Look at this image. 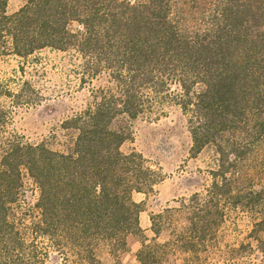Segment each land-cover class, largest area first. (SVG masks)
Segmentation results:
<instances>
[{
  "label": "trees",
  "instance_id": "1",
  "mask_svg": "<svg viewBox=\"0 0 264 264\" xmlns=\"http://www.w3.org/2000/svg\"><path fill=\"white\" fill-rule=\"evenodd\" d=\"M7 5L0 0V53L72 50L91 79H107L61 121L55 147L6 132L0 111V264H47L52 253L56 264H122L129 234L141 240L138 264H167L171 248L206 251L236 210L250 215L256 246L232 254H264V0ZM169 106L187 117L192 153L210 148L215 158L202 190L149 212L148 236L146 200L134 194L148 196L163 173L122 145L134 119Z\"/></svg>",
  "mask_w": 264,
  "mask_h": 264
},
{
  "label": "rangeland",
  "instance_id": "2",
  "mask_svg": "<svg viewBox=\"0 0 264 264\" xmlns=\"http://www.w3.org/2000/svg\"><path fill=\"white\" fill-rule=\"evenodd\" d=\"M25 2L8 0V13L17 11ZM106 79L104 74L91 79L83 69L80 56L72 50L45 48L26 57L0 53V111L6 132L29 142L49 140L52 146H57L54 135L61 134V121L84 109L92 100V89L104 86ZM131 129L133 139L126 141L122 149L142 152L163 173L162 180L148 196L134 194L137 201L146 200V210L140 220L146 234L152 236L149 212L161 210L174 198L202 190L215 153L210 148L192 153L187 117L177 106H169L161 116L142 114L131 122ZM28 194L30 199H35V191L28 190ZM252 225L247 212L232 211L206 251L191 253L171 248L167 264H264V254L258 250L250 252V259L249 250L239 257H234L231 251L242 243L251 242L256 246L250 236ZM169 238V232L165 231L160 240ZM127 244L128 250L120 255L122 264H138L140 237L129 234ZM103 258L107 263L113 262V258L105 255ZM57 259L52 253L47 264H56Z\"/></svg>",
  "mask_w": 264,
  "mask_h": 264
}]
</instances>
